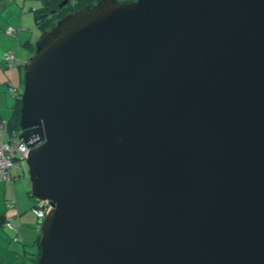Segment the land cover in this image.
<instances>
[{"label":"water","instance_id":"obj_1","mask_svg":"<svg viewBox=\"0 0 264 264\" xmlns=\"http://www.w3.org/2000/svg\"><path fill=\"white\" fill-rule=\"evenodd\" d=\"M20 98L36 264H264V0H98Z\"/></svg>","mask_w":264,"mask_h":264},{"label":"crops","instance_id":"obj_2","mask_svg":"<svg viewBox=\"0 0 264 264\" xmlns=\"http://www.w3.org/2000/svg\"><path fill=\"white\" fill-rule=\"evenodd\" d=\"M10 3H22L23 14L20 15V22L18 24L16 16L21 12V7L16 6L11 8V17L1 15L4 8ZM30 0H0V119L8 118L4 115L5 110L10 107L12 110V94L10 93V85H21L24 82V65L29 57L33 54V47L25 45L29 40L35 45L33 35L36 28L33 23V7L36 4ZM41 3V2H40ZM14 18V19H11ZM13 52L16 56L17 65H10L5 60L6 53ZM15 101V98H14ZM15 103V102H14ZM14 105V104H13ZM19 180V179H18ZM20 184L24 192L18 190ZM7 200H12L15 203L13 210H8L6 206ZM23 200L24 205L21 206ZM36 198L32 196L31 189L28 190L26 183L19 180L15 182L0 180V218L8 215L15 216L14 223L19 227L22 233L23 240L31 244L35 235L39 233V220L32 221V218L26 213L36 203ZM6 206L7 208H5ZM20 218V219H19ZM20 221V223H19ZM0 264H33V260L29 255L26 256L24 252V244L19 241H14L12 236L4 232V225L0 223ZM34 235L33 238L29 237Z\"/></svg>","mask_w":264,"mask_h":264},{"label":"trees","instance_id":"obj_3","mask_svg":"<svg viewBox=\"0 0 264 264\" xmlns=\"http://www.w3.org/2000/svg\"><path fill=\"white\" fill-rule=\"evenodd\" d=\"M60 1L61 0H41L40 7H38L36 5L33 6V10L37 14V16H36L37 28H39L41 30V32L43 30L51 28L58 19L64 17V16H60L56 20L55 17L49 18L47 15H45L44 18H42V19L40 18L41 11L43 10V8L46 9V6H47V9H48V8H50L51 3H60ZM94 1H97V0H76L77 3H81L79 7H82V6L84 7V5L90 4ZM35 7H37V8L35 9ZM69 11H72V10L68 9V13H70ZM29 43H30L31 47L34 46L33 47V51H34L35 45L32 42L27 40L25 42V45H29ZM4 58L10 65H13V64L17 65L15 55L11 61H9L7 53H6ZM23 85H24V82L21 85H10L9 90H10V93L12 94V96L15 98V103L12 107L10 116L8 118H1L0 119V124H4V128H5V132H4V136H3L4 142H11V140H14V139H16V141L18 140V135L21 131L20 126H19L20 118H21V98L20 97H21L22 92H23ZM7 135H9V139H6ZM23 160L25 161V158L21 157L20 155L17 154L15 156L16 165L13 168L12 177L10 179H7L6 181L15 182L16 180L21 178L22 171L18 170V168H20L21 161H23ZM1 181H4V180H1ZM7 201L8 202H6V206L8 208L15 206L14 205L15 203H13L12 200H10V201L7 200ZM37 202H38V200H36V203L34 204V206L32 208L37 206ZM9 217H10L9 215H5L4 222L2 224L5 227L11 228V230L14 233V236L12 237V239L14 241H19V243H21V244H24V247H25L24 252L26 253V256L29 255L30 258L33 260V264H36L38 259H39L40 253H41V246H40V238H41V223H40V221H41V219H39L37 217L39 220V227H38L39 233H37L35 235V238H37V239H35V241H33V243L29 244L28 242L23 240L22 233L20 231L21 229L19 227H17V225H15V223L13 222L15 219V216L12 217L14 219H13L11 224H9L7 222ZM19 223H20V221H19Z\"/></svg>","mask_w":264,"mask_h":264},{"label":"built area","instance_id":"obj_4","mask_svg":"<svg viewBox=\"0 0 264 264\" xmlns=\"http://www.w3.org/2000/svg\"><path fill=\"white\" fill-rule=\"evenodd\" d=\"M9 61L14 58V53L9 52L7 53ZM5 128L4 124H0V180L6 181L12 177V171L14 166L16 165L15 156L18 154L21 157L25 158L28 154V147L16 139L11 140V142H4ZM37 206L34 207V211L37 217L43 220L47 213L53 208V205L49 200H39L37 199ZM13 221L12 217H9L7 222L11 224ZM13 226V225H12Z\"/></svg>","mask_w":264,"mask_h":264},{"label":"rangeland","instance_id":"obj_5","mask_svg":"<svg viewBox=\"0 0 264 264\" xmlns=\"http://www.w3.org/2000/svg\"><path fill=\"white\" fill-rule=\"evenodd\" d=\"M35 1V3L34 4H36V6H38V7H40V5H41V0H34ZM22 2H23V0H22ZM30 2L31 3H33V0H30ZM12 6L13 7H18V6H20L21 7V10H20V14L19 15H17L16 16V18H17V22H18V24H19V22H20V15L21 14H23V10H22V3H10L6 8H4L3 9V11H2V14L1 15H6V16H9V17H11V8H12ZM33 7V6H32ZM33 12V25H34V27L36 28V31H35V34L33 35V40H34V42L36 43L37 42V40H38V38H39V36H40V34H41V30L39 29V28H37V20H36V16H37V14L35 13V11L33 10L32 11ZM0 15V16H1ZM11 19H14V18H11ZM14 21H15V19H14ZM14 98H12V103H11V105L13 106V104H14ZM11 112V108L10 107H8L6 110H5V113H4V115L7 117L8 115H9V113ZM6 139H9V135H7V137H6ZM21 166H20V168H18V170H20V171H22V176H21V178L19 179V180H21V181H23V182H25L26 183V186H27V188H28V190H30L31 189V181H30V173H29V167H28V164H27V162H26V160L24 161H21V164H20ZM19 180H17V182L19 181ZM18 185V190L19 191H21V193L22 192H24V189L22 188V186L20 185V184H17ZM24 205V202H23V200L21 201V206H23ZM5 208H7L6 206H4ZM8 210H13V208H10V209H8ZM28 216H30V218H32V221L33 222H36L37 220H38V218H37V215H36V213H35V211H34V209L33 208H31L27 213H26ZM8 215H9V213H8ZM15 222V221H14ZM1 226V225H0ZM4 228V232H6V233H8L10 236H14V233H13V231L11 230V228H9V227H5V226H3ZM33 236L34 235H30L29 237H31V238H33ZM37 239V238H36ZM34 241H35V239H34ZM33 243V242H32Z\"/></svg>","mask_w":264,"mask_h":264},{"label":"flooded vegetation","instance_id":"obj_6","mask_svg":"<svg viewBox=\"0 0 264 264\" xmlns=\"http://www.w3.org/2000/svg\"><path fill=\"white\" fill-rule=\"evenodd\" d=\"M65 0H61L60 3H51L50 8L46 9L43 8V10L41 11V13L47 15L49 18H54L57 20L60 16H66L68 13V9L72 10L69 12H74L76 10H78L81 3H77L76 0H67L66 3H62ZM98 1V0H97ZM97 1H94L90 4H93ZM49 4V3H48ZM90 4H86V5H90ZM84 5V6H86Z\"/></svg>","mask_w":264,"mask_h":264}]
</instances>
